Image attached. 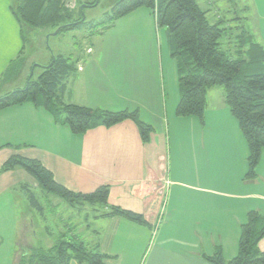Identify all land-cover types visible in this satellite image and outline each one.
Returning <instances> with one entry per match:
<instances>
[{"label":"crops","instance_id":"1","mask_svg":"<svg viewBox=\"0 0 264 264\" xmlns=\"http://www.w3.org/2000/svg\"><path fill=\"white\" fill-rule=\"evenodd\" d=\"M6 2L0 23L8 30L11 25L16 34H0L1 69L8 68L20 54L25 57L26 39L12 11L13 0ZM150 12L144 10L141 20L149 28ZM256 14L259 25L254 34L264 44V0ZM145 39L131 34L93 40L85 48L87 54L81 52L77 57L78 69L68 78L63 99L99 110L138 109L144 121L160 128L168 118L171 99L177 132L169 166L161 145L162 130L156 129L144 141L137 124L126 119L110 127L99 125L74 133L67 125L56 123L46 108L27 101L0 110V167L13 154L37 158L68 188L90 192L109 185L111 204L143 214L148 223L94 216L98 219L94 227L89 215L85 216L84 241L109 254L107 264H212L204 254L218 248L229 259L238 251L241 225L248 212L257 210L264 215V148L257 177L247 178L248 143L221 86L207 90L204 122L194 115L178 116L180 85H175L171 98L166 83L169 44L165 52L166 41L157 38L146 50ZM124 43L131 44V50H120ZM52 57H47L48 63ZM174 71L179 77L177 61ZM33 74L26 76V82ZM27 179L37 184L23 168L0 172V200ZM20 220L16 245H21V252L13 253L14 264H21V257L35 248L52 246H35L34 220L30 219L29 227V215ZM61 233L73 235L75 231L68 227ZM259 246L264 250V237ZM70 264L83 263L72 260Z\"/></svg>","mask_w":264,"mask_h":264},{"label":"trees","instance_id":"2","mask_svg":"<svg viewBox=\"0 0 264 264\" xmlns=\"http://www.w3.org/2000/svg\"><path fill=\"white\" fill-rule=\"evenodd\" d=\"M148 7L158 26L167 27V36L172 55L175 56L181 88L176 107L178 116H197L204 122L207 90L210 86L222 85L225 100L238 120L248 143V170L246 177H257V168L264 148V44L243 25L236 35L238 49L234 53L222 48L221 37L227 28L221 19L210 22L206 9L198 0H117L104 19L92 22L83 16H75L67 0H13L12 11L21 24L36 28L53 26L57 32L80 29L91 24V31L107 27L129 13ZM239 19V18H238ZM235 55V56H232ZM25 57L18 56L8 71L22 67ZM37 78L31 75L24 87L11 90L0 96V110L30 101L46 108L54 121L67 125L74 133L104 125L110 127L126 119L133 120L140 129L144 141H149L155 127L144 121L138 109L99 110L91 106L67 103L63 99L68 78L78 69V58L72 54H54L50 62L42 66ZM16 168L25 169L46 192L55 193L70 205L92 206L98 213L95 217L120 216L139 223H148L143 214L125 209L109 202V185H100L90 192L75 191L58 182L52 172L37 158L13 154L0 167V172ZM26 187V186H24ZM33 206L42 210L38 196L27 187ZM60 237L49 249L35 248L21 257V264H70L76 260L83 264H107L109 254L87 244L77 233ZM264 237V215L250 210L241 225L238 251L226 259L222 249L204 254L212 264H264V250L259 246Z\"/></svg>","mask_w":264,"mask_h":264},{"label":"rangeland","instance_id":"3","mask_svg":"<svg viewBox=\"0 0 264 264\" xmlns=\"http://www.w3.org/2000/svg\"><path fill=\"white\" fill-rule=\"evenodd\" d=\"M117 0H67L70 8L75 9V16H83L86 21L96 22L105 18L106 13L111 11ZM262 0H198V3L203 9L208 10L207 16L210 22H216L221 19V26L227 28L221 37L222 48L234 53L238 49L236 35L242 30L238 26L243 25L247 30L255 32L258 28L259 17L256 14V8ZM13 3V2H12ZM6 0H0V17L4 14V5ZM144 10H150L148 7H141L128 15L117 19L107 27L100 26L99 30L92 32L91 24L87 23L80 29L60 31L53 26L46 27H30L24 25V34L22 35L25 42V64L23 67L8 71L0 68V96L5 93L24 87L26 85V76L33 74V78H37L43 71V67L34 66L35 62L48 64L49 56L53 54L63 53L66 55L72 54L78 57L86 53V46L91 44L97 38L108 36H130L131 34L146 37L142 45L147 48L153 44L154 40L163 38L165 43V52H168L167 45L168 34L166 26H158L155 16L151 13L152 27L149 28L141 23L145 19ZM239 18V19H238ZM10 25V24H9ZM5 25L0 23V34L13 35L14 32L10 25L8 30ZM161 29V30H160ZM160 30V31H159ZM22 33V32H21ZM154 37V39H153ZM162 39V40H163ZM89 49V48H86ZM120 50H131V44L124 43ZM169 58L165 53V74L168 92L172 98L176 92L175 85L179 83L175 70L176 58L172 55L169 47ZM235 56V55H232ZM41 65V66H42ZM31 68V70H30ZM36 69L35 71L33 69ZM20 72V74H19ZM221 88H224L222 85ZM168 105V118L165 117L162 121V127L157 123L154 124L157 131L162 132L163 142L166 153V165L169 166L170 147L175 148L174 135L177 132L175 128L173 106L171 99ZM153 131V132H154ZM152 132V133H153ZM26 186V187H24ZM31 189L38 196L43 209L40 210L33 206L28 195V190ZM97 206L91 204H76L70 205L65 199L55 193L43 191L37 184L35 185L30 180H24L20 185L12 189L11 193L0 200V264H14L13 253L21 252V245L17 246L19 240V227L21 217L29 215L27 227L30 226V219L35 222L34 237L38 242L34 241L35 246L48 247V243L53 245L60 237L61 232H67L68 227L71 231H75L83 240H85L87 220L85 216L88 214L89 222L92 227L95 226L97 220L94 215L98 212L94 210ZM31 212L33 215L30 216ZM95 222V223H94ZM50 226V231L47 227ZM72 233V232H70ZM70 233H66L65 238L71 237ZM14 249H16L14 251ZM14 251V252H13Z\"/></svg>","mask_w":264,"mask_h":264}]
</instances>
